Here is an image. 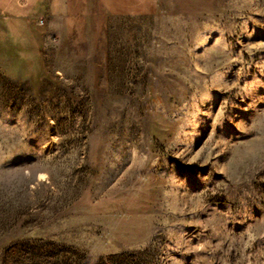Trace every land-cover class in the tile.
Here are the masks:
<instances>
[{"label": "rangeland", "instance_id": "rangeland-1", "mask_svg": "<svg viewBox=\"0 0 264 264\" xmlns=\"http://www.w3.org/2000/svg\"><path fill=\"white\" fill-rule=\"evenodd\" d=\"M89 5L0 40V264H264V0Z\"/></svg>", "mask_w": 264, "mask_h": 264}, {"label": "crops", "instance_id": "crops-1", "mask_svg": "<svg viewBox=\"0 0 264 264\" xmlns=\"http://www.w3.org/2000/svg\"><path fill=\"white\" fill-rule=\"evenodd\" d=\"M90 3L114 17L147 15L156 7V0H0V40L11 44L16 51L13 55L27 57L39 70L42 67L39 41L51 32L53 16L65 13L68 17H85ZM19 49L26 50L19 52Z\"/></svg>", "mask_w": 264, "mask_h": 264}]
</instances>
